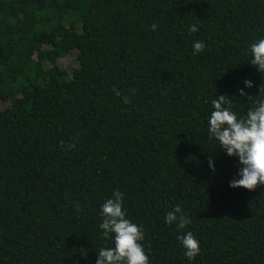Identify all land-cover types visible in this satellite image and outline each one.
<instances>
[{"label": "trees", "instance_id": "16d2710c", "mask_svg": "<svg viewBox=\"0 0 264 264\" xmlns=\"http://www.w3.org/2000/svg\"><path fill=\"white\" fill-rule=\"evenodd\" d=\"M260 39L264 0H0V264H96L117 190L150 264H264V186L231 188L208 135L214 98L239 117L264 99Z\"/></svg>", "mask_w": 264, "mask_h": 264}, {"label": "clouds", "instance_id": "9594fccd", "mask_svg": "<svg viewBox=\"0 0 264 264\" xmlns=\"http://www.w3.org/2000/svg\"><path fill=\"white\" fill-rule=\"evenodd\" d=\"M158 25L153 23L151 29L155 31ZM189 33L199 31L193 24L188 29ZM205 43H193L194 55L205 50ZM251 53L250 64L259 72L264 73V39H260L249 46ZM247 88L253 87L250 80H245ZM120 95L117 89H113ZM239 96L247 95L243 89L238 90ZM260 95L264 88L260 86ZM134 94V90H133ZM129 97H123V103L128 104ZM213 111L208 119V135L210 140H215L217 146L222 148L229 157L239 161L238 179H233L229 186L233 189L243 188L249 192L264 186V99L257 100L255 107L249 108L246 115L239 117L232 110V98L220 95L212 101ZM209 167L215 171L212 160ZM124 196L120 191H114L112 198L106 199L100 211L102 222L99 228L102 237L111 240L112 247L101 248L97 254L96 264H150L145 252L143 241L145 232L141 226L126 218L123 207ZM79 209V204L76 205ZM165 221L168 225L176 224L178 230H183L191 223L180 206H175L166 214ZM184 249V255L193 261L200 254V244L191 231L177 237ZM81 254L87 253L81 250Z\"/></svg>", "mask_w": 264, "mask_h": 264}]
</instances>
